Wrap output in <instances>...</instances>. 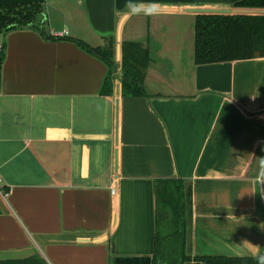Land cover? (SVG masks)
I'll return each instance as SVG.
<instances>
[{
	"label": "crops",
	"instance_id": "1",
	"mask_svg": "<svg viewBox=\"0 0 264 264\" xmlns=\"http://www.w3.org/2000/svg\"><path fill=\"white\" fill-rule=\"evenodd\" d=\"M238 1L0 0L44 6V34L4 37L0 264H152L156 179L185 183L188 255L262 257L264 58L194 61L192 10L264 12ZM73 39L114 44L112 96ZM124 42L150 50V98L122 95Z\"/></svg>",
	"mask_w": 264,
	"mask_h": 264
},
{
	"label": "trees",
	"instance_id": "2",
	"mask_svg": "<svg viewBox=\"0 0 264 264\" xmlns=\"http://www.w3.org/2000/svg\"><path fill=\"white\" fill-rule=\"evenodd\" d=\"M236 8L264 11V0H240ZM44 14L42 3L0 5V53L1 68L5 60V35L16 29L41 30L38 19ZM48 37V36H46ZM53 38V37H52ZM60 38V37H55ZM82 49L94 54L109 67L101 94L114 93L115 46L90 47L81 40L73 39ZM264 58V13L213 15L198 14L195 21L196 65L234 62ZM151 55L141 43L124 42L122 45L121 91L125 97H148L144 81L150 66ZM156 231L152 264H187L192 261L205 264H264V257H192L187 253L186 187L180 179H156Z\"/></svg>",
	"mask_w": 264,
	"mask_h": 264
},
{
	"label": "water",
	"instance_id": "3",
	"mask_svg": "<svg viewBox=\"0 0 264 264\" xmlns=\"http://www.w3.org/2000/svg\"><path fill=\"white\" fill-rule=\"evenodd\" d=\"M196 14L231 15V10H192ZM264 12H252L250 14H263ZM264 257V252L262 253Z\"/></svg>",
	"mask_w": 264,
	"mask_h": 264
},
{
	"label": "built area",
	"instance_id": "4",
	"mask_svg": "<svg viewBox=\"0 0 264 264\" xmlns=\"http://www.w3.org/2000/svg\"><path fill=\"white\" fill-rule=\"evenodd\" d=\"M2 50H3V45H2V41H0V53L2 52ZM113 193H115L114 190H113ZM8 196H9V192L6 191L4 180L0 174V198L7 201Z\"/></svg>",
	"mask_w": 264,
	"mask_h": 264
}]
</instances>
